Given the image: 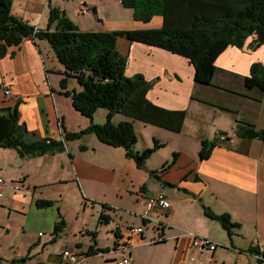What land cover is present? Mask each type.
Listing matches in <instances>:
<instances>
[{"label":"crops","instance_id":"0c3cea01","mask_svg":"<svg viewBox=\"0 0 264 264\" xmlns=\"http://www.w3.org/2000/svg\"><path fill=\"white\" fill-rule=\"evenodd\" d=\"M50 8L63 12L82 31L149 30L162 25L159 17L148 23L135 21L120 0H11L10 14L39 32L47 28ZM252 41L250 37L242 47L230 46L219 55L211 85L196 83L193 67L184 58L129 41L119 50L117 41L118 52L127 58L125 76L143 75L152 85L147 93L152 103L186 113L179 133L134 122L135 132L144 134V149L153 147V139L163 144L144 169L137 168L122 148L106 145L93 134L65 141L63 152L39 157L21 158L14 149L0 148L10 156L0 160L5 162L0 168V209L6 223L12 214L20 217L27 245L25 255L8 258L11 263L71 264L62 259L67 250L78 256L76 264H91L96 257L103 264L122 259L136 264L132 252L136 246L171 242L173 255L166 264H187L193 254L209 264L217 260L218 247L264 264V141L242 138L235 128L237 122H245L264 129V94L245 86L251 65L264 64V43L253 49ZM65 76L45 40L34 35L22 38L0 56V116L16 108L31 140L63 141L66 132L86 129L96 118L74 109L60 88ZM71 79L68 89L78 91ZM98 112L103 120L95 123L102 124L106 111ZM125 119L116 115L113 122ZM203 142L217 144L207 159L199 156ZM155 156L158 159L151 164ZM165 164L171 166L163 172ZM158 193L170 201V208L148 210L147 199ZM37 201L51 204L42 207ZM204 208L228 214L240 228L229 237L205 216ZM101 215L105 219L99 221ZM61 221L64 227L55 235ZM137 228L142 232L133 231ZM0 230L9 234L3 223ZM145 232L150 234L148 243ZM194 237L209 239L215 250L193 249ZM249 247L254 252H247Z\"/></svg>","mask_w":264,"mask_h":264},{"label":"trees","instance_id":"16d2710c","mask_svg":"<svg viewBox=\"0 0 264 264\" xmlns=\"http://www.w3.org/2000/svg\"><path fill=\"white\" fill-rule=\"evenodd\" d=\"M120 3L132 11L135 21L148 23L159 17L161 27L82 31L63 12L50 8L46 30L34 32L32 26L11 16V0H0V56L5 55L8 47L19 44L29 35L45 40L64 68L66 76L60 81V88L71 98L74 109L89 119L97 110L106 111L102 124L92 123L79 132H66L63 141H55L29 139L27 128L19 123L14 108L9 115L0 116V148L14 149L21 158L39 157L63 152L65 141L93 134L106 145L122 148L137 168L144 169L146 160L163 144L153 139V147L135 151L134 122L179 133L186 113L185 110L166 109L152 103L147 97L152 85L143 75L125 76L127 58L118 52L117 41L141 43L184 58L193 67L194 81L202 85H211L215 62L228 47L240 48L250 37L253 38V49L264 43V0H120ZM70 77L77 82L78 91L68 89ZM245 86L257 88L264 94V64L251 65ZM116 115L126 119L114 123ZM235 128L242 138L264 141V129L256 130L245 122H237ZM216 145L203 142L200 158L207 159ZM80 148L84 150L83 146ZM170 166L163 165L161 171ZM50 204L49 201H37L42 207ZM204 214L219 223L229 237L240 228V224L232 222L228 214L216 215L208 208H204ZM103 219V215L99 216V221ZM63 227L61 221L55 226L54 234L61 232ZM247 252L254 250L249 247Z\"/></svg>","mask_w":264,"mask_h":264},{"label":"rangeland","instance_id":"374dc122","mask_svg":"<svg viewBox=\"0 0 264 264\" xmlns=\"http://www.w3.org/2000/svg\"><path fill=\"white\" fill-rule=\"evenodd\" d=\"M125 9V8H124ZM129 9H127L126 11H128ZM131 11V10H129ZM132 13V11H131ZM122 42V43H120ZM119 42V50H123L124 49V45L123 43H127L126 40L124 39H120ZM123 45V46H122ZM71 78H68V81H71ZM75 81V80H73ZM98 111H105L103 109L98 110ZM94 118H96L95 122H100L103 120L100 112L95 113L93 115ZM94 122V123H95ZM98 124V123H95ZM143 127V126H141ZM147 129H152V128H147ZM138 131V132H137ZM136 133V138H137V142L134 146V150L135 149H140L142 152L144 149V143L142 140V136H144L143 133H141V131L137 130ZM151 145L153 146V141L151 142ZM137 151V150H135ZM157 156H155L154 159H152L151 164L154 163V161H156L158 158H156ZM1 158H4L5 160H10V156L9 154H7L6 152L0 151V160ZM150 161V160H149ZM5 162H1L0 161V168L1 165L3 166ZM8 163H12L15 165V162H8ZM14 191H17L18 189H15V187H13ZM71 189H73L71 187ZM9 193L11 192V190L8 191ZM13 193V192H12ZM68 196H71V194H67ZM72 201V200H70ZM68 205V204H67ZM68 207L71 206L68 205ZM73 215L75 216V211L73 210ZM71 212V213H72ZM4 211H2L0 209V223H3V227H5L6 229L9 230V234L4 235L1 230H0V259L4 262H6L7 264H12L10 259V257H15L16 256H20V255H25L26 254V249H27V245H26V235L22 234V231L19 227V219L20 217L16 214H12V218L10 222H5L4 221ZM146 235V240L147 243L150 242L151 240H149L150 238V234L149 232H145ZM221 246V245H220ZM172 243H168L165 245H159V246H154L153 244H146L145 246L139 245L136 246V248H134L133 255L134 257H136L137 263L136 264H166V262H168L173 253H172ZM217 260L216 261H210L209 264H257L256 263V259L252 258V257H248V256H239L238 253L236 252H232L231 250H227L221 247H218L217 251ZM222 257L223 261L221 258L218 257ZM188 259V258H187ZM17 261V260H16ZM91 264H103V261L101 258H93L91 261ZM264 263V262H263ZM17 264V263H14Z\"/></svg>","mask_w":264,"mask_h":264},{"label":"built area","instance_id":"2783aa9c","mask_svg":"<svg viewBox=\"0 0 264 264\" xmlns=\"http://www.w3.org/2000/svg\"><path fill=\"white\" fill-rule=\"evenodd\" d=\"M87 11H84V14H87ZM36 32V31H35ZM8 93V90L7 92ZM221 140H224V136H220ZM3 184V180L0 178V186ZM146 206L148 210H166L170 208V201L161 193H158L146 201ZM134 232L140 233L142 232L141 228H137L133 230ZM192 248L202 251H210L213 252L216 248V245L211 242L207 238H197L194 237L192 241ZM62 259L70 262L71 264H76L78 262V256L70 251H64L62 254ZM0 264H7L6 262L0 259ZM117 264H130L129 259H122L121 261L117 262ZM187 264H202L199 258L193 254L189 255Z\"/></svg>","mask_w":264,"mask_h":264}]
</instances>
